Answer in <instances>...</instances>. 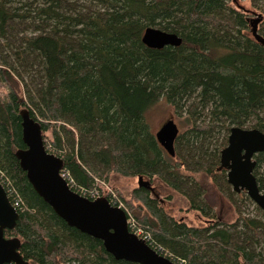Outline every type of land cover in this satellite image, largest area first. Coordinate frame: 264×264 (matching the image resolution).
Wrapping results in <instances>:
<instances>
[{
	"label": "trees",
	"instance_id": "1",
	"mask_svg": "<svg viewBox=\"0 0 264 264\" xmlns=\"http://www.w3.org/2000/svg\"><path fill=\"white\" fill-rule=\"evenodd\" d=\"M233 1L0 0V184L18 214L4 235L19 242L24 264L134 263L115 260L35 193L15 157L25 148L23 111L39 123L43 140L51 134L45 149L62 159L72 191L106 199L110 176L142 177L156 195L152 184L205 219L188 226L144 188L128 199L118 192L159 255L176 264H264V214L250 217L236 206V223L222 224L200 184L209 179L233 204V196L252 204L244 192H230L219 164L231 128L264 133V45L252 33L256 19L233 9ZM253 7L264 40V7ZM147 28L177 35L180 46L147 48ZM160 99L186 127L174 157L145 121ZM254 159L264 191V152Z\"/></svg>",
	"mask_w": 264,
	"mask_h": 264
},
{
	"label": "water",
	"instance_id": "2",
	"mask_svg": "<svg viewBox=\"0 0 264 264\" xmlns=\"http://www.w3.org/2000/svg\"><path fill=\"white\" fill-rule=\"evenodd\" d=\"M259 15L252 30L254 38L264 45L256 32ZM142 43L150 49L179 47L181 39L157 28L145 29ZM21 133L24 149L15 153L19 166L35 193L69 227L102 243L106 253L117 261L134 264H176L159 255L142 239L131 233L123 209L110 205L107 199L89 200L72 191L61 176L63 161L46 151L39 123L26 111L21 112ZM179 135L176 124L169 120L154 135L161 148L174 157V143ZM264 152V133L257 129L233 127L227 145L220 151V168L226 171V182L235 194L244 192L248 199L264 213V191L258 187L253 174L255 156ZM137 187L156 196L150 183L137 177ZM18 214L0 184V264H24L19 254V242L6 238L5 230H12Z\"/></svg>",
	"mask_w": 264,
	"mask_h": 264
},
{
	"label": "rangeland",
	"instance_id": "3",
	"mask_svg": "<svg viewBox=\"0 0 264 264\" xmlns=\"http://www.w3.org/2000/svg\"><path fill=\"white\" fill-rule=\"evenodd\" d=\"M229 5L236 11L245 15L250 19H257L261 15L260 11L253 7L256 5L258 8L264 7V0H234L230 2ZM6 91L0 90V95L2 96ZM172 120L178 127L179 134L185 131V126H183L181 118L177 117L171 106H169L164 99H160L157 104L151 107L145 113V121L150 130V132L155 135L158 130L162 127L164 123ZM44 140H51V134L45 133ZM175 163V161H173ZM259 174L264 180V162L259 167ZM200 184L206 187V203L210 205L212 213L219 219V222L226 225L235 224L237 221V211L236 206L240 208L243 215H249L250 217H262L264 214L259 208L252 203H243L238 196H233V199L236 201L233 204L231 200L227 198L226 195L219 194V192L214 188L209 179H201ZM153 187H156L155 190L158 193V198L160 203L163 205L168 214H170L175 220L182 221L188 226L197 227L204 224L206 221L196 212H188L187 204L181 197L175 195L171 191L160 187L158 188L157 184H152ZM103 187V186H102ZM137 187V178H123L117 175L110 176L109 182L105 184V189H110L116 194L119 192L125 199L129 198L130 192ZM230 192H232L229 187ZM234 193V192H232ZM173 195L170 201L165 200L167 195ZM264 221V218H263Z\"/></svg>",
	"mask_w": 264,
	"mask_h": 264
},
{
	"label": "built area",
	"instance_id": "4",
	"mask_svg": "<svg viewBox=\"0 0 264 264\" xmlns=\"http://www.w3.org/2000/svg\"><path fill=\"white\" fill-rule=\"evenodd\" d=\"M61 176L67 181V184L69 186V188H73L72 185V180H69L67 176H65L64 174H61ZM81 196L85 197L88 199L87 195L85 193H83L82 191L79 192ZM104 194H106V199L108 200V202L110 203V205L123 209L126 213V217H127V224H128V228L129 231L133 234H135L138 238L142 239L146 244L148 242V237L144 234V232L139 229L136 228L133 224V219L130 217V215L127 213V211L124 208L123 203L120 201V199L117 197V194L115 192H113L110 189H105ZM91 200H96V199H100L103 198L98 192H95L93 194L90 195ZM14 208V207H13ZM15 209V208H14Z\"/></svg>",
	"mask_w": 264,
	"mask_h": 264
},
{
	"label": "flooded vegetation",
	"instance_id": "5",
	"mask_svg": "<svg viewBox=\"0 0 264 264\" xmlns=\"http://www.w3.org/2000/svg\"><path fill=\"white\" fill-rule=\"evenodd\" d=\"M157 196V195H156Z\"/></svg>",
	"mask_w": 264,
	"mask_h": 264
}]
</instances>
